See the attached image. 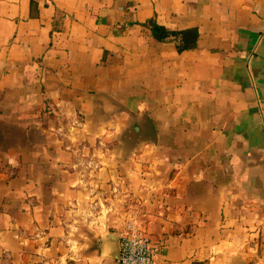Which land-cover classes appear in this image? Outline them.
Masks as SVG:
<instances>
[{
	"label": "crops",
	"instance_id": "crops-1",
	"mask_svg": "<svg viewBox=\"0 0 264 264\" xmlns=\"http://www.w3.org/2000/svg\"><path fill=\"white\" fill-rule=\"evenodd\" d=\"M110 179L155 264H264V0H0V255Z\"/></svg>",
	"mask_w": 264,
	"mask_h": 264
},
{
	"label": "rangeland",
	"instance_id": "rangeland-1",
	"mask_svg": "<svg viewBox=\"0 0 264 264\" xmlns=\"http://www.w3.org/2000/svg\"><path fill=\"white\" fill-rule=\"evenodd\" d=\"M115 184L113 179L106 182L103 211L101 207H97L68 214L70 225L58 235V242L55 241L49 248L42 250V253H38L32 244L27 245L28 248L23 253L18 252V247H15L16 251L1 253L0 264H113L116 260L108 256H95L101 251L100 235L97 233L102 230L97 225L102 224L104 229L106 227V233L121 234L130 223L140 225L142 211L139 207L130 211L125 204L127 197H123L124 193H120ZM141 199L135 201L141 203ZM30 238L33 239V233Z\"/></svg>",
	"mask_w": 264,
	"mask_h": 264
},
{
	"label": "built area",
	"instance_id": "built-area-1",
	"mask_svg": "<svg viewBox=\"0 0 264 264\" xmlns=\"http://www.w3.org/2000/svg\"><path fill=\"white\" fill-rule=\"evenodd\" d=\"M120 249L117 264H155L156 246L149 234L135 222L128 224L121 233Z\"/></svg>",
	"mask_w": 264,
	"mask_h": 264
},
{
	"label": "trees",
	"instance_id": "trees-1",
	"mask_svg": "<svg viewBox=\"0 0 264 264\" xmlns=\"http://www.w3.org/2000/svg\"><path fill=\"white\" fill-rule=\"evenodd\" d=\"M145 24L150 27L153 36L160 41L174 40L179 52L197 46L199 30L197 27L181 29L170 28L159 23L155 17L149 18Z\"/></svg>",
	"mask_w": 264,
	"mask_h": 264
},
{
	"label": "water",
	"instance_id": "water-1",
	"mask_svg": "<svg viewBox=\"0 0 264 264\" xmlns=\"http://www.w3.org/2000/svg\"><path fill=\"white\" fill-rule=\"evenodd\" d=\"M151 124V123H150ZM138 121H135V127H137ZM152 125V124H151ZM120 233H106L103 238H99L100 247L105 252V256H108L116 261L121 257L120 249Z\"/></svg>",
	"mask_w": 264,
	"mask_h": 264
}]
</instances>
